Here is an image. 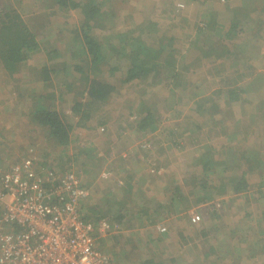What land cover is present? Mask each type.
<instances>
[{
  "label": "rangeland",
  "instance_id": "1",
  "mask_svg": "<svg viewBox=\"0 0 264 264\" xmlns=\"http://www.w3.org/2000/svg\"><path fill=\"white\" fill-rule=\"evenodd\" d=\"M48 4L49 7L43 8L35 0H0L1 9L5 6L9 10L25 9L21 12L23 18L36 32H51L46 41H53V49L57 52L49 61L54 70L50 75L51 83L43 88L34 80L36 71L32 69L35 65L21 66L12 77L0 71V120L12 118L10 123L0 124V167L18 163L29 154L38 166L51 168L57 173L68 170L75 173L88 188L87 200L112 214L131 208L126 204L125 207L115 204L121 198L119 189L128 178L133 188L141 184L142 189L146 190V199H158L162 203L174 187L183 183L181 178L187 179V184L181 190L187 197L184 206H190L191 201L203 193L197 191L205 181L201 177L198 160L207 148L222 153L216 159L218 162L231 160V157L225 158V150L233 152L237 162L230 171L217 168L223 172H215V176L206 184V191L217 189L220 183L227 188L229 177H239L240 171H245L244 161L237 158H240V152L255 150L260 164L245 176V182L250 185L247 188L252 194L245 199L240 193L231 203L229 201L217 232L215 228L210 229L205 237L199 239L200 235L182 247H175L174 233L177 229L190 234L192 227L186 219L174 220V214L170 217L168 225L172 232L166 241L155 232L156 225H150L147 221L140 224L135 218L125 216L118 222L113 220L115 227L122 230L121 236L111 237L102 233L96 244L100 248L103 243L104 250L108 249L109 257L116 264H139L141 259L147 257L154 259L155 264L158 262L156 255L168 259L166 264H264V254L257 249L261 237L259 229H264V223L260 228L256 225L264 216V184L263 191L255 192L256 183L260 182V177L264 178V108L261 107L264 106V0H96L97 9L105 15H97L103 28L95 32V37L109 38L108 35L112 33L119 35L127 28L134 29L139 23L147 24L146 20H150L153 22L151 28L155 31L151 30L149 34L165 37V42L170 37L174 38L170 49L178 54V61L184 63L188 70H179L185 73V79L181 80L185 89H177L175 96L171 97L168 86L160 84L154 92L142 95L140 92L147 84H139L136 89H131L129 85H119L118 75L115 76L117 78H107L97 73L102 81L116 85L117 95L112 96L101 112L93 116L91 128L85 131L74 128L71 142L65 147L57 146L47 131L32 120L40 103L38 99H42L45 108L64 116L67 123L74 124L77 120L70 109L74 101L82 100L80 91L83 83L79 75L71 72L72 60L81 57L78 42L71 38V30L75 26L77 31L80 17L76 11H72L69 17L62 18L60 13L57 15L54 0H49ZM233 21L238 23L237 29L241 34L229 40L222 38L221 34L227 32L229 23ZM151 38L141 37V41L149 48L156 47L152 44H157L155 39ZM77 41H80L79 38ZM108 43L116 44L117 39ZM226 50V59L215 60L220 52L224 54ZM235 55L238 58L236 64L232 59ZM63 67L66 71L61 70ZM223 77L229 81L242 79L244 84L251 82L252 85L245 89L246 94L241 96L239 102L225 104L222 99L214 101L218 112L209 118L210 129L205 127L179 136L185 128L195 129L204 123L193 112L190 93L195 94V98L210 94L221 87ZM252 77L255 80H247ZM68 83H72L75 95L66 98L64 91ZM144 100L147 104H159L158 132L151 135L139 131L135 124H124L133 114L134 105ZM102 113H105L104 118ZM97 118L103 120L102 126ZM212 121H220V128H216ZM169 130L179 132L174 138L175 145L168 138ZM205 137L208 138L203 141ZM142 141L151 143L158 165V174L153 177L149 176L146 165L152 160V154L140 148ZM243 155L244 159L250 160L252 157L248 153ZM249 164L254 166L256 162L250 160ZM84 170L94 177L92 181L88 180ZM192 186L194 192L190 190ZM197 207L192 205L188 210L195 211ZM110 214L106 217L111 218ZM256 234L259 239L254 238ZM262 239L264 241V234ZM250 243L253 249L248 251ZM173 247L176 250L173 251ZM169 259L174 261L170 262Z\"/></svg>",
  "mask_w": 264,
  "mask_h": 264
},
{
  "label": "trees",
  "instance_id": "2",
  "mask_svg": "<svg viewBox=\"0 0 264 264\" xmlns=\"http://www.w3.org/2000/svg\"><path fill=\"white\" fill-rule=\"evenodd\" d=\"M35 1L41 3L43 8L49 7V0ZM95 1L96 0H54V7L57 9V15L60 13L62 18L69 17L72 11H76L79 14V27L77 31H75V26H73V29L71 30L73 35L71 38L74 42H78L79 55H81V57L72 60L71 72L79 75L83 83V89L80 91L82 100L74 101L70 109V112L77 118L74 124L67 123L64 116L58 114V112L45 108L42 99H38L40 103L33 113L32 121L40 128L45 129L48 136L53 139L55 144L59 147H65L71 142L74 128L83 129L84 131L91 128L90 122L95 117L94 115L101 112L112 96L117 95L118 88L116 85L108 81H102L97 77V73L107 78H113V76L115 77L118 75V78H115L118 79L117 81L120 83L119 85H129L131 89H136L139 84H147L144 86V91L140 92L142 95L154 92V89L158 88L160 84H163L165 87L168 86L167 90L171 97L175 94L177 89H185L184 85L181 83V80L185 79V73L182 74L180 73L181 71L179 72V70H186L185 64L180 63L177 59L178 54L176 55V52L170 49L171 41H173L174 38L170 37L165 42V37H156L149 34L150 31L153 30L151 28L153 22H150V20H146L147 24L139 23L134 29L131 28L129 30L127 28L126 32H123L122 34L119 33V35L117 33H112V35H108L109 38L95 37V32L103 28L101 25L102 21L98 19L97 15H105L103 12H99ZM33 7H35V5H33ZM24 10L25 9H18L17 11L14 9L9 10L7 6L2 9L0 8V70L8 77H12L14 74L18 73L21 66L31 65L33 67V65H35V67H33L34 69H32L33 71H36L34 80L39 86H43L47 83H51L52 78L50 75L54 70L53 67L49 65V61L53 60V57L56 56L55 53L57 52L53 49L54 42L50 39L51 42L46 41L48 40V34H51V32H36L23 18L24 16L21 12ZM115 19H117L116 16ZM112 22L111 24H113ZM228 27L229 29H227V32L221 34L222 38L229 40L232 36L235 37L241 34V31L237 29L239 27L237 22H230ZM44 34H46V36H43ZM141 37H153L151 40L155 39L157 44H152L154 46L156 45V47H147L146 44L141 41ZM40 38L41 40H39ZM78 38L80 41H77ZM114 38L117 39L116 44L111 45L108 43ZM223 52L224 54L220 52L215 57V60H218L219 58L226 59L225 55L228 51L226 50ZM72 56L73 55H71V57ZM232 59L235 60L234 64H236L238 60L236 55L233 56ZM37 61L38 63L34 64V62ZM61 70L66 71V68L63 67ZM186 71L188 72V70ZM239 78L244 77L239 76ZM223 79L224 80H222V85L219 89L212 91L210 94L203 95L201 98H195L196 95L192 94V92L190 93L191 96L189 99L194 105L193 112L195 115L200 116L204 120V123L198 125L195 129L185 128L180 135L179 132H175L174 130L167 131L168 138L170 142H172V145L176 144L174 138L177 134L179 136H184L186 131H189L191 134L201 128L208 127L210 129L211 126L208 124L210 120L209 118L216 115L218 112V106L215 105L214 101L222 99V103L224 102L225 104L239 102L241 101V96L246 94L245 89H248L249 86L252 85L251 82L244 84L245 81H241L242 79L239 81H229L227 77H223ZM247 80L253 81L255 80V77H252V79L247 78ZM242 84L244 85L242 86ZM64 92L66 98H68L69 95H75V93L72 92V83L65 85ZM158 105H155L154 102L147 104L145 100L138 101L134 105L133 114L130 116L131 121L128 120L124 124H127L128 126L135 124L137 129L146 133V135H151L155 130L158 132ZM261 107L264 108L263 105H261ZM104 114L105 113H102L101 115L103 118ZM99 118H97V121L99 125L102 126L104 122ZM213 125L216 128H220V121L213 122ZM101 128L102 127H100V129ZM206 138L208 137L203 138V141L206 140ZM150 146V142L142 141V147L140 148L152 154V160L149 161L148 164L146 163V165L149 168L147 170L148 173H150L149 176L153 177L158 172V165L155 163L152 152L153 149ZM211 149L212 148H207V151H205L202 157L198 160V165H200L201 168L200 174L205 181L204 184L200 186L202 189L199 188L197 191L203 193L201 194V197L191 201L190 206H184V202L187 201V197L183 195V191L181 190V188L187 184V179L184 178H181V181L183 182L182 184L177 185L169 192L164 203L160 202L158 199L155 201L153 198L146 199V190L142 189L141 184L139 183L137 187L135 186V188H133L129 183L131 179L128 178L129 180L126 181L125 185L123 182L124 186L122 185V189H119L121 192V198L118 202H115V204L119 206L125 207L124 204L128 205V207L131 206L130 210L128 209L126 212L125 210H117L110 214L109 212L102 210L99 205L92 203L90 199L89 201L85 200L80 205L79 209L83 218L85 220H90L93 223L103 219L109 226L108 230L104 232H100L99 229L95 228L96 241L99 239L98 236L102 233L111 237L121 236L123 232L115 227L114 221L118 222L123 220L125 216L135 218L140 224L145 221V223L148 222L150 225H156L155 232H157L158 236L163 237L161 238L162 240L166 241L169 240V233L172 232L171 226L168 225L170 217L175 215L174 220L186 219L188 225L192 227H189L190 234L188 231L184 233L177 229L174 233L176 238V241L174 242L175 247L184 246L187 241H192L194 237L200 235L201 237H198L199 239L205 237L204 235H207L210 229L215 228L214 230L217 232L222 213L229 205V201L231 203V200L236 199L237 195L240 193L245 199L247 198L246 196L252 194V191H249L247 188L250 185L245 182V176L253 172L254 167H257L260 163L255 156V154L257 155V151L249 150L247 152H240V158L239 156L237 158L244 161L245 171H240L239 177H226H229L227 179L228 189L226 187L224 188L223 183H220L217 189L206 191V184L213 176H215V172H223L218 171V169L230 171L234 169L233 165L237 162V159L233 157L234 153L229 150H225L224 155L225 158L231 157V160L224 159L222 162H218L216 159H218L217 157L222 155V153H215ZM243 153H248L249 156H252L250 157V160L256 162V164L254 166L250 165V160L244 159ZM85 155L87 157V153H85ZM64 172L69 171L67 170ZM83 172L86 174L88 180H93L94 177H91L90 173L87 174L86 170ZM256 184L257 187L255 192L263 191L262 185L264 184V178L260 177V182ZM190 190L194 192L193 186ZM109 194H111V192ZM227 197H229V199H227ZM192 205L198 206L195 210L196 212L194 210H188ZM180 213H183V215L178 216ZM109 214L112 216L111 218L106 217ZM105 218H109V220H106ZM197 223L202 225L198 226ZM210 223L213 224L209 226ZM261 223H264V216L263 219L256 224L258 228H260ZM158 224H160L159 226L162 225L164 231L160 232L157 230ZM261 230L259 229L258 233L261 237L257 249L264 254V241L262 239L264 229L262 228ZM258 234L254 235V238L256 237L255 239H259ZM254 245L256 246L255 243ZM175 247H173V251L176 250ZM251 247L252 244L250 243L247 250L249 251L253 249ZM98 249L106 255L109 254L108 249L104 250L103 243ZM210 252H213L211 247ZM162 257L163 256L156 255L158 262H155V264H166L168 259H163ZM110 261L111 264H116V261H114L113 258H111ZM169 261L173 262L174 259H169ZM153 262L154 259L147 257L141 259L139 264H153Z\"/></svg>",
  "mask_w": 264,
  "mask_h": 264
},
{
  "label": "built area",
  "instance_id": "3",
  "mask_svg": "<svg viewBox=\"0 0 264 264\" xmlns=\"http://www.w3.org/2000/svg\"><path fill=\"white\" fill-rule=\"evenodd\" d=\"M88 197L75 173L38 166L29 154L0 168V264H111L94 233L107 222L79 210Z\"/></svg>",
  "mask_w": 264,
  "mask_h": 264
},
{
  "label": "crops",
  "instance_id": "4",
  "mask_svg": "<svg viewBox=\"0 0 264 264\" xmlns=\"http://www.w3.org/2000/svg\"><path fill=\"white\" fill-rule=\"evenodd\" d=\"M56 55H57V53H55ZM1 71V70H0ZM2 72V71H1ZM3 73V72H2ZM13 79V78H12ZM0 83H1V81H0ZM9 83L11 84V81L9 80ZM6 84H7V82H6ZM44 86V85H43ZM43 86H42V88H43ZM105 117V116H104ZM131 119V117L129 116V121H131L130 120ZM12 120V118H10V117H7V118H4V119H2V120H0V124H8V123H10V121ZM0 129H1V125H0ZM185 130V129H184ZM157 132V130H155V131H153V134L154 133H156ZM187 133H189V131H186ZM125 135H121V137H124ZM138 143V142H137ZM134 148H138L139 149V147H131V149H134ZM62 173V172H61Z\"/></svg>",
  "mask_w": 264,
  "mask_h": 264
}]
</instances>
